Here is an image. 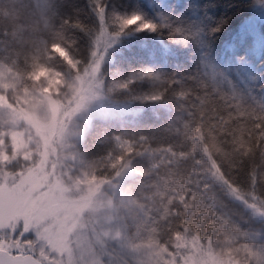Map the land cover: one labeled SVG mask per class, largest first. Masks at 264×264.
I'll return each mask as SVG.
<instances>
[{"label":"trees","instance_id":"16d2710c","mask_svg":"<svg viewBox=\"0 0 264 264\" xmlns=\"http://www.w3.org/2000/svg\"><path fill=\"white\" fill-rule=\"evenodd\" d=\"M143 2L48 0L39 15L32 0H0V67L16 75L18 88L45 86L46 74L57 81L88 71L102 30L114 38L99 78L112 115L93 119L77 141L80 164L96 181L78 198L85 201L80 210L100 209L94 194L107 187L125 196L104 213L121 216L109 236L148 242L179 263L185 242L217 236L223 218L209 200L212 187L227 202L241 199L264 211V107L217 88L198 68L201 48L218 59L231 50L225 37L243 31L252 0H167L161 19L143 16ZM133 14L157 30L125 27ZM221 18L230 19L216 38L211 28ZM258 62L263 89L264 47ZM5 102L19 105L9 95ZM37 164L16 160L5 168L21 173ZM76 225L60 258H75Z\"/></svg>","mask_w":264,"mask_h":264},{"label":"rangeland","instance_id":"374dc122","mask_svg":"<svg viewBox=\"0 0 264 264\" xmlns=\"http://www.w3.org/2000/svg\"><path fill=\"white\" fill-rule=\"evenodd\" d=\"M47 2L32 0L35 12L40 15ZM143 8V16L161 19L167 0H144ZM251 11L243 31L264 33V0H252ZM192 12L200 23V11ZM113 40L102 30L88 71L67 72L57 81L51 77L55 74H46L45 86L30 88L21 82L18 88L16 75L0 67V245L12 253H34L45 264H264V211L241 199L229 197L227 202L214 187L209 200L217 206L216 217L223 218L217 236L202 243L185 242L187 254L182 253L179 263L148 242L133 245L123 236H109L120 228L121 216L110 220L104 213L112 199L125 196L110 195L108 187L94 194L100 209L82 214L85 201L78 198L93 191L96 181L80 164L77 141L93 119L112 115L102 100L99 78ZM263 47L264 40L257 37L251 52L231 49L222 59L201 48L199 71L217 88L264 107V88L257 87ZM8 95L19 108L5 102ZM16 160L38 164L21 173L9 172L5 165ZM75 225L71 250L75 258H60L70 250Z\"/></svg>","mask_w":264,"mask_h":264},{"label":"snow or ice","instance_id":"6c2138e0","mask_svg":"<svg viewBox=\"0 0 264 264\" xmlns=\"http://www.w3.org/2000/svg\"><path fill=\"white\" fill-rule=\"evenodd\" d=\"M230 18H221L220 21L214 24L211 28V35L213 37L219 38L220 34L224 32L225 26L228 24ZM125 27L135 26L137 31H153L157 30V25L151 21H146L145 18L140 14H133L130 17H125L122 21ZM259 37V39L264 40V33H261L256 30H245L236 34L235 37L229 38L225 37L228 41L227 47L232 49L233 52H238L241 47H244L248 52H251L254 43ZM15 244V242H13ZM12 245H8V248H11ZM0 252H5L7 250L3 245H0ZM0 264H8L6 260H0Z\"/></svg>","mask_w":264,"mask_h":264},{"label":"water","instance_id":"95a60500","mask_svg":"<svg viewBox=\"0 0 264 264\" xmlns=\"http://www.w3.org/2000/svg\"><path fill=\"white\" fill-rule=\"evenodd\" d=\"M0 260H6L8 264H44L30 253L13 254L7 251L6 254L5 252H0Z\"/></svg>","mask_w":264,"mask_h":264}]
</instances>
